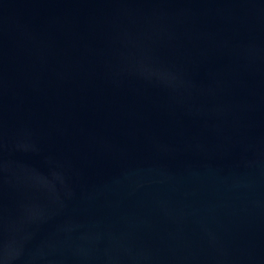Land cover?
I'll return each mask as SVG.
<instances>
[{
    "label": "water",
    "instance_id": "1",
    "mask_svg": "<svg viewBox=\"0 0 264 264\" xmlns=\"http://www.w3.org/2000/svg\"><path fill=\"white\" fill-rule=\"evenodd\" d=\"M0 264H264V0H0Z\"/></svg>",
    "mask_w": 264,
    "mask_h": 264
}]
</instances>
